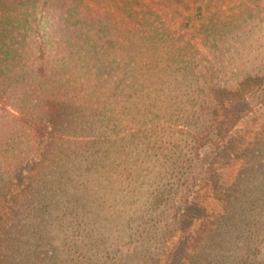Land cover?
I'll use <instances>...</instances> for the list:
<instances>
[{
  "label": "trees",
  "instance_id": "trees-1",
  "mask_svg": "<svg viewBox=\"0 0 264 264\" xmlns=\"http://www.w3.org/2000/svg\"><path fill=\"white\" fill-rule=\"evenodd\" d=\"M216 1L189 34L145 0H0V264H264V136L225 155L264 65L220 81L264 0Z\"/></svg>",
  "mask_w": 264,
  "mask_h": 264
},
{
  "label": "rangeland",
  "instance_id": "rangeland-1",
  "mask_svg": "<svg viewBox=\"0 0 264 264\" xmlns=\"http://www.w3.org/2000/svg\"><path fill=\"white\" fill-rule=\"evenodd\" d=\"M145 1H147L154 8H157L159 12L164 13L163 15H167L165 17V19H168L167 22L171 21L172 28L179 30L180 32L186 31L187 33L191 34L192 27H194V25L198 26L197 23H200V21L203 20L201 19V16H199L200 14L196 12L195 4L193 5V0H188V8L184 7L185 4L179 5L180 2H176L174 0ZM243 1L244 0H217L215 5L221 11H223L225 15H228L233 11V8L235 9L239 6H245ZM251 2L252 0H248V4H251ZM203 9L204 12H206V8L204 6ZM258 9L259 16L254 18L251 17L252 32L247 39L246 47L242 48L243 59L241 60L236 55V61H230L235 63H243L239 65L237 69L233 68L231 65H229L226 69L223 65L220 81L233 83L232 81L238 79V77H240L244 72L262 67L264 65V6ZM183 15H187V18L191 20L188 23V26H183V23L185 22L184 17H182ZM195 35L197 36L198 34ZM195 35H192L191 37L196 38ZM197 46L200 47L203 52H207L201 45L197 44ZM207 59L211 61H217L212 57ZM226 62H229V60H226ZM242 108L245 112L243 117L244 119L231 133L230 138L233 141L229 142L230 140H228V146L225 155L229 154L228 151L231 150V147H235L236 145H239L238 154L245 155L244 151L247 146V142H249V140L257 134L264 136V87L261 89V91L259 90L255 94L248 95L242 103ZM222 164H218L219 168L217 169V172L223 177V175H226L228 172L230 173L231 169L228 168V166L224 167Z\"/></svg>",
  "mask_w": 264,
  "mask_h": 264
}]
</instances>
